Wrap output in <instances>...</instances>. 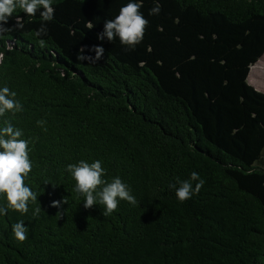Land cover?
I'll list each match as a JSON object with an SVG mask.
<instances>
[{
    "label": "trees",
    "instance_id": "16d2710c",
    "mask_svg": "<svg viewBox=\"0 0 264 264\" xmlns=\"http://www.w3.org/2000/svg\"><path fill=\"white\" fill-rule=\"evenodd\" d=\"M129 2L53 0L47 22L42 8L17 9L0 36V88L23 106L0 127L10 120L29 141L25 182L38 193L28 213L0 215V264H264V91L249 81L264 56V0H142V42L98 39ZM94 45L102 59H77ZM80 160H101L137 204L86 209L66 171ZM192 172L205 183L182 202L169 185Z\"/></svg>",
    "mask_w": 264,
    "mask_h": 264
},
{
    "label": "clouds",
    "instance_id": "9594fccd",
    "mask_svg": "<svg viewBox=\"0 0 264 264\" xmlns=\"http://www.w3.org/2000/svg\"><path fill=\"white\" fill-rule=\"evenodd\" d=\"M141 7L142 0L141 2L130 0L120 8L119 14L114 19L105 20L103 31L98 33V39L107 38L108 41H114L118 37L121 44L128 46L130 50L134 49L142 42L149 24L140 11ZM41 8L43 9L41 11L42 21H51L55 13L53 0H0V36L10 30L6 24L17 9L22 10L28 16H35ZM160 10V5L157 3L154 8L150 9L149 15H158ZM15 19V27L23 28L22 17ZM87 27L91 29L93 26L89 24ZM46 34V23H41L34 35L40 37ZM40 43L43 45L44 41L40 40ZM91 51L95 52V56H85L84 47H82L77 59L87 60L93 64L102 59L104 53L102 46L94 45ZM16 96L17 93L9 87L0 88V117H3L6 112L15 114L23 110ZM37 124L43 127L46 121L39 120ZM22 136V129L14 126L10 120H4V126L0 127V149H2L0 150V195L6 196L7 207L0 205V215H7L9 209L26 214L29 211V204L36 203L38 198V193L25 182L32 171L33 164L29 155V141L23 139ZM66 171L76 182L75 192L85 197L84 207L86 209L100 204L103 206L102 215L109 216L118 208L121 200L133 205L137 204L130 187L119 176L113 177L110 182L104 179L106 169L102 166L101 160L91 163L86 160L70 163ZM177 181L179 187L175 183L170 184L169 187L175 189L176 197L182 202L198 194L205 183L196 172H192L188 180L177 178ZM192 181H197L195 187ZM63 203H67L65 198L53 200L51 206L62 209ZM40 210V207H36L33 216H38ZM12 230L18 241L23 242L28 238L29 229L23 220L15 223Z\"/></svg>",
    "mask_w": 264,
    "mask_h": 264
},
{
    "label": "rangeland",
    "instance_id": "374dc122",
    "mask_svg": "<svg viewBox=\"0 0 264 264\" xmlns=\"http://www.w3.org/2000/svg\"><path fill=\"white\" fill-rule=\"evenodd\" d=\"M249 81L259 90L264 91V56L252 67L249 75Z\"/></svg>",
    "mask_w": 264,
    "mask_h": 264
}]
</instances>
